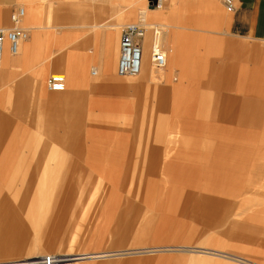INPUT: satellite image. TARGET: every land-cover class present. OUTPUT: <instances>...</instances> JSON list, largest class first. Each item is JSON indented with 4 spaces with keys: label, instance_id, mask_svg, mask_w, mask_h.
I'll use <instances>...</instances> for the list:
<instances>
[{
    "label": "crops",
    "instance_id": "1",
    "mask_svg": "<svg viewBox=\"0 0 264 264\" xmlns=\"http://www.w3.org/2000/svg\"><path fill=\"white\" fill-rule=\"evenodd\" d=\"M234 5L229 12L222 0H0V27L10 26V13L23 7L25 15L20 25L29 31L17 54H10L7 45L2 54L0 153L2 143L7 141L106 143L109 148L101 154L107 162L99 163L105 168L102 177L120 168L126 173L122 178L131 180L140 172L154 170L152 155L164 150L174 165L168 163L170 169L153 175L156 181L152 184L163 179L178 180L183 183L181 191H192L189 185L194 168L190 163L194 152L177 146L187 142L182 136L168 138V145L159 144L167 127L172 131L176 126H188L181 119L194 112L195 104L207 109L206 116L199 120L200 129H193L190 134L198 139L195 143H223L222 137L233 143L235 122L264 125L263 118L254 116L259 113L252 114L251 102H235V97L255 102L264 99V0H234ZM140 20L160 27L159 43L166 50V66L158 70L151 67L152 37L147 31L141 41V73L120 77L115 68L120 34L126 25ZM235 39L255 43L240 49L243 54L237 65ZM241 67L244 79L236 86L235 69ZM56 73L65 76L63 91H49L42 83L44 77ZM219 83L224 85L220 91L216 87ZM235 88L239 96L235 95ZM33 100H38L37 107H33ZM174 114L181 118L177 120ZM3 115L12 123H7ZM160 116L167 121L165 127ZM52 119L63 124L52 127ZM33 122L38 127H32ZM204 132L206 137L202 136ZM261 137L264 140V135ZM76 147L81 148V144ZM244 149L241 145L237 152L235 148L229 150L228 145L210 150L204 147V157L208 160L209 151L212 162L225 163L230 155L244 154ZM101 154L92 152L91 157ZM129 154H137L139 160L143 157L141 160L147 165L139 172L140 162H131ZM263 156H257L250 164L264 163ZM8 158L4 150L0 155V171L6 173L0 174V227L14 223L16 215L15 203L10 204L4 195L6 191L15 196V175L9 171H13L15 157L10 168ZM98 159L77 165L63 161L56 171L61 175L77 170L81 173L89 166L88 171L100 174L104 170L96 167L94 161ZM110 255L114 254L84 256L96 259ZM76 259L79 258L72 260Z\"/></svg>",
    "mask_w": 264,
    "mask_h": 264
},
{
    "label": "rangeland",
    "instance_id": "2",
    "mask_svg": "<svg viewBox=\"0 0 264 264\" xmlns=\"http://www.w3.org/2000/svg\"><path fill=\"white\" fill-rule=\"evenodd\" d=\"M250 45L255 43L235 39V65L243 54L240 49ZM238 68L235 85L244 79L242 67ZM47 78L42 80L44 86ZM222 86L216 84L219 91ZM235 95L239 96L236 88ZM238 101L251 102L252 114L259 113L254 116L264 119V99L255 102L235 97ZM37 102L33 100V107L38 106ZM194 108L181 119L188 126L182 124L183 128L176 126L172 131L167 127L162 133L164 139L158 141L165 146L168 138L182 136L187 142L177 146L194 152L190 163L194 168L189 185L192 191L187 192L179 189L183 183L178 180L163 179L152 184L156 181L153 175L169 168L164 150L152 155L154 170L143 174L140 169L147 165L143 157L139 160L137 154H129L131 162H140V173L128 180L122 178L126 173L120 168L107 174L112 178L102 177L105 168L99 163L106 161L101 154L109 148L106 143H40L41 139H37L39 143H2L1 153L8 152L9 168L15 157L13 171L9 170L15 175V196L6 191L4 195L10 204L15 203L16 215L14 223L0 227V264L36 263L43 255L67 259L60 264H243L237 262L238 258L248 264H264V163L249 162L264 155V125L235 122L233 143L227 137H222L223 143H195L198 139L190 134L200 129L199 120L206 116L207 109L198 104ZM3 118L12 123L8 117ZM54 120L49 121L52 127L63 124ZM165 120L163 127L167 125ZM79 144L81 148L76 147ZM218 145H228L235 152L241 145L245 153H235L225 163H217L210 160L212 154L208 151L206 160L204 147L210 150ZM92 152L101 155L92 158ZM95 158H99L94 161L96 167L104 170L100 174L88 171L89 166L81 173L77 170L61 175L56 171L60 162L77 165ZM200 173L206 177L194 178ZM99 252L114 255L96 259L84 256Z\"/></svg>",
    "mask_w": 264,
    "mask_h": 264
},
{
    "label": "built area",
    "instance_id": "3",
    "mask_svg": "<svg viewBox=\"0 0 264 264\" xmlns=\"http://www.w3.org/2000/svg\"><path fill=\"white\" fill-rule=\"evenodd\" d=\"M227 11L235 8L234 0H222ZM25 15V9L19 7L9 15L11 23L8 27H0V64L4 47L7 45L10 54L15 55L19 51L20 43L29 37L27 28L20 22ZM160 27L155 24H147L143 20L126 25L120 34L118 41V60L116 74L120 77H136L143 68L142 39L147 31H150L152 42L149 62L153 70L166 66V50L160 49L154 42L159 34ZM45 86L49 91H63L65 88V76L63 74H51L48 76ZM37 264H56L53 255H43Z\"/></svg>",
    "mask_w": 264,
    "mask_h": 264
},
{
    "label": "bare ground",
    "instance_id": "4",
    "mask_svg": "<svg viewBox=\"0 0 264 264\" xmlns=\"http://www.w3.org/2000/svg\"><path fill=\"white\" fill-rule=\"evenodd\" d=\"M160 35H161V32H160V30H159V34H158V36H157V38H156V41L154 42L160 49H165L164 47H162V46H160V43H159V38H160ZM28 39V38H27ZM26 41V40H25ZM4 55V54H3ZM167 57H168V55H167ZM3 59V58H2ZM167 60H168V58H167ZM1 63H2V61H1ZM0 67H1V64H0ZM164 68V67H163ZM160 69H162V68H160ZM73 256V255H72ZM67 260V259H66ZM66 260H59V259H56L55 258V262H56V264H60V263H62V262H66ZM241 262L242 260H237V262ZM38 262H36V263H20V264H37ZM241 263H245L244 261H242Z\"/></svg>",
    "mask_w": 264,
    "mask_h": 264
}]
</instances>
